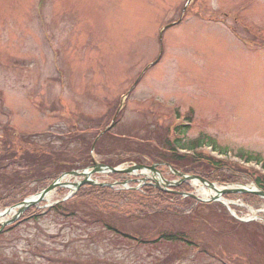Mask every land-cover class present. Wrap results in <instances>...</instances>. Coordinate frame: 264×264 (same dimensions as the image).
I'll return each mask as SVG.
<instances>
[{"label":"rangeland","instance_id":"obj_1","mask_svg":"<svg viewBox=\"0 0 264 264\" xmlns=\"http://www.w3.org/2000/svg\"><path fill=\"white\" fill-rule=\"evenodd\" d=\"M114 119L111 130L130 143L182 137L185 147L211 144L222 155L204 153L261 174L238 155L264 159V0H0V195L21 184L18 202L37 196L43 187L31 180L82 173L93 158L153 167L150 156L108 138L91 151ZM187 123L184 133L174 130ZM33 149L47 161L38 169L27 160ZM160 165L176 184L175 170L213 172ZM249 174L205 179L221 189L256 185ZM142 175L153 172L134 178ZM69 177L62 181L81 178ZM148 181L138 180V196L116 194L122 185L71 197L54 189L0 233V264H264V198L205 202L185 194L216 195L199 180L161 194ZM16 201L3 200L0 213ZM17 211L0 216V227Z\"/></svg>","mask_w":264,"mask_h":264},{"label":"trees","instance_id":"obj_2","mask_svg":"<svg viewBox=\"0 0 264 264\" xmlns=\"http://www.w3.org/2000/svg\"><path fill=\"white\" fill-rule=\"evenodd\" d=\"M176 130L180 133H184L186 131V128H183L181 126H177L176 127ZM111 131L105 133L104 135H102V137H100L99 139V143L103 140H105L106 138L108 139H111L113 142H119L121 145L118 146L120 147L122 150H126L127 152L133 154V155H137L139 156L140 155H146V156H150V158H152V160L154 162H166V163H169L171 165H174L176 168H180V169H185V167H191V169L195 170V169H198L200 170L201 167H208L211 169V172L209 175L206 174L205 178H209V177H218V178H221L219 176H217V173L218 172H223L225 170H229V169H232L233 172H236V173H246V174H249L248 171H245L244 169H241V168H238L236 166H230L229 163H226L225 161H222V160H219V159H216V158H213L205 153H202V152H193V154L191 155H188V154H181L179 153L177 150L178 148L180 149H188V150H195L196 148H198L200 146V144L202 143H194V145L192 146H189V147H185L184 145H182V143L180 142L182 140V137L178 138V139H175L174 141H171L169 136H166L164 137V134L159 136L158 138H162L163 140H165L163 142V140H161L162 142H159L160 143H150V144H146V145H140V144H137V143H130V142H124L122 140H116L114 139L112 136H111ZM79 141H82V142H85L84 138L82 136H78L77 137ZM99 146V145H98ZM131 146V147H130ZM98 151V149H97ZM27 155V160H32V165L36 167V169L39 168V166H41L42 164H44L45 162H47L46 160L42 159L43 157L42 156H38V153L33 149V152H27L26 153ZM241 157H245L244 153L241 154ZM244 155V156H243ZM135 161H137V157H132ZM131 159H129L130 161ZM248 161H252V160H256V161H264V159L258 157V156H253V155H249L247 157ZM110 165L113 166V164L109 163ZM37 165V166H36ZM66 171H70L69 168H66L63 172H66ZM185 171V170H184ZM203 175V174H202ZM35 176V175H34ZM33 176V177H34ZM204 176V175H203ZM250 178L254 179L255 183L258 185V187H260L262 190H264V175L261 173H258V172H250L249 174ZM37 180L39 181H36L37 183H35L34 180H31L29 183L31 184H36L38 186H36V189L37 188H41L44 186L45 184V180H40V178H36ZM219 181H221V179H218ZM224 181H227V180H224ZM227 182H230V181H227ZM23 184V188L25 186H28V184ZM20 186H22L21 184H17L11 191L10 193L5 195V196H2L0 195V203H2L3 200L7 199V198H10L11 200H14L16 201L17 200V197L20 195L21 191L23 189L20 188ZM112 188H105V187H90L89 189H86V190H80L79 191V195L78 196H81L82 194H88L89 192L90 193H94V194H97L98 192H103L105 193L106 192H110ZM144 192V190L142 191ZM159 194H161V191H158ZM116 194H120V195H127V194H130V195H133V196H138V195H141V192L140 191H134V190H116L115 192ZM162 194H166L165 192H162ZM19 199L16 201V203H18ZM62 205H58L56 208H61ZM1 207V206H0ZM121 233V232H120ZM126 236V234L124 235ZM176 239V238H175ZM179 239V238H178Z\"/></svg>","mask_w":264,"mask_h":264},{"label":"water","instance_id":"obj_3","mask_svg":"<svg viewBox=\"0 0 264 264\" xmlns=\"http://www.w3.org/2000/svg\"><path fill=\"white\" fill-rule=\"evenodd\" d=\"M122 106H123V104H121V107ZM121 107H120V109H121ZM118 113H119V111H118ZM114 121H115V119H114ZM114 121H113L112 125L114 124ZM109 128L110 127H108V129ZM98 139H99V137H97V139L95 140V142L93 144L92 152L95 149V145H96V142L98 141ZM157 165L158 164H155L153 167H148V166L141 165V164H135V165L130 166L126 169H119V168H114V167L106 165V164L94 162V166H92L90 169L84 170L82 173L75 172V171L66 172V173L62 174L48 188L43 190V192H41L37 196L30 197L29 199H26V200L22 201L21 203L12 206L11 208L5 209V211L3 213H0V216H3L6 214L15 212L18 209V211L11 218L5 219L1 222L0 233L2 232V230L6 226H8L12 223H15L21 217V215L24 213V211H26L28 209V207H30L32 205L33 206L38 205L40 202H42L45 199L46 194H48L49 192H51L53 189H55L57 187H60V186L61 187H69L72 190V194H74V192H76L80 188V186L84 185V184H94V185H101V186L109 185L106 183H98L96 180H92L90 177L92 176L93 172H108V171H110V172L132 173V172H137L138 170H146L149 168L153 172V176L148 177V178L151 180H154V186L159 188V189H162L164 187L166 189L169 186H175V185L178 186L177 184H181L182 182H185L188 179L199 180L205 186L214 190L216 192V195L213 196L211 199H201V198L193 195L192 193L185 192V194L192 196L196 199H199L200 201H205V202L220 201L222 199L223 195L240 194V193H242V194L251 193V194H255V195H258V196L264 198V191L259 189L256 185H247L246 184V185H239V187L229 185V186H226L223 189H221V188H218L213 182L208 181L207 179L203 178L200 175H186V174L178 172L177 170H175V173H176V175L181 177V180L178 181L176 184V181H168V180L162 178L161 177L162 175L158 172ZM156 174H158V176H159L158 178L155 177ZM68 176H83L84 179L78 183L63 182L62 179L64 177H68ZM140 180H142V182H146V178H143ZM126 183L127 182H124L122 184L126 185ZM110 185L114 186V184H110Z\"/></svg>","mask_w":264,"mask_h":264}]
</instances>
